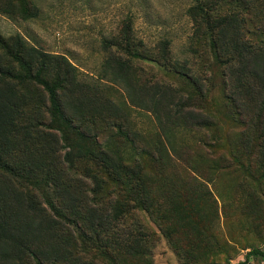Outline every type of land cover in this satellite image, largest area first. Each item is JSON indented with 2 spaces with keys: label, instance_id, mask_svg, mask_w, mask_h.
<instances>
[{
  "label": "trees",
  "instance_id": "16d2710c",
  "mask_svg": "<svg viewBox=\"0 0 264 264\" xmlns=\"http://www.w3.org/2000/svg\"><path fill=\"white\" fill-rule=\"evenodd\" d=\"M30 5L0 0V14L28 21ZM187 14L182 61L169 40L139 38L131 15L101 41L98 79L126 104L66 55L0 32V264H154V229L190 263L222 264L209 185L231 171L264 229V3L196 0ZM131 107L156 131L136 128ZM252 259L264 251L237 264Z\"/></svg>",
  "mask_w": 264,
  "mask_h": 264
},
{
  "label": "rangeland",
  "instance_id": "374dc122",
  "mask_svg": "<svg viewBox=\"0 0 264 264\" xmlns=\"http://www.w3.org/2000/svg\"><path fill=\"white\" fill-rule=\"evenodd\" d=\"M31 10L38 9V17L24 21L22 18L11 19L0 14V32L5 37L21 34L32 44L48 52L63 54L76 65L82 78L96 84L101 93L110 97L116 104L124 103L125 94L107 80L100 81L104 55L101 53V41L118 32L123 20L132 16L136 34L148 45L161 39L171 42V50L176 60L189 57L188 42L193 31L188 9L196 0H27ZM260 8L264 0H252ZM226 8V7H225ZM36 11V10H34ZM147 77L171 80L155 69ZM218 99L222 94L215 93ZM127 104H129L127 102ZM136 128L147 133L156 131L152 116L139 109L129 110ZM232 138V128L225 127V132ZM108 134H113L108 130ZM219 150L227 151L225 142ZM217 149V150H218ZM179 175L192 176V171L180 163ZM244 181L235 172H227L219 179L216 187L209 185L218 200L211 233L215 236L218 252L211 261L222 264H237L245 260L248 252L254 248L264 251V229L262 220L251 214L248 198L241 193L238 183ZM155 244L151 257L154 264H192L179 254L170 241L156 229ZM250 264H264L261 259H252Z\"/></svg>",
  "mask_w": 264,
  "mask_h": 264
}]
</instances>
